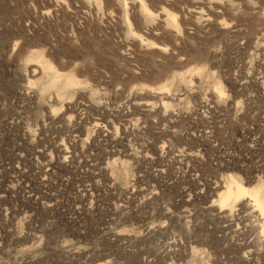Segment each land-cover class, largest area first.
Listing matches in <instances>:
<instances>
[{
    "label": "rangeland",
    "instance_id": "1",
    "mask_svg": "<svg viewBox=\"0 0 264 264\" xmlns=\"http://www.w3.org/2000/svg\"><path fill=\"white\" fill-rule=\"evenodd\" d=\"M57 1L0 0V264H120L122 239L182 235L170 218L200 222L192 242L216 229L209 264H240L245 233L201 222L264 182V0L202 17L194 0H151L149 17Z\"/></svg>",
    "mask_w": 264,
    "mask_h": 264
},
{
    "label": "bare ground",
    "instance_id": "2",
    "mask_svg": "<svg viewBox=\"0 0 264 264\" xmlns=\"http://www.w3.org/2000/svg\"><path fill=\"white\" fill-rule=\"evenodd\" d=\"M81 1L82 6L89 10L93 8L92 4L95 2V0ZM116 1H119L120 3L124 2L125 6L128 5L127 7H130L133 10L138 9L143 15L149 17V14L146 13V4L151 0ZM162 3H168V0H162ZM192 3L198 10L193 13L200 17H202V13L199 10H201L203 6L209 7L210 10L213 8L212 3L209 0H194ZM64 5V2L59 0L56 2L55 7L62 8ZM41 15L42 17L48 18L50 12H43ZM204 21L209 22L208 19H204ZM42 68L47 73V75H45L46 84L54 86V81L57 78L55 68L45 60L42 62ZM30 72L32 76L38 74L37 69H33ZM69 81L70 80H68V82ZM69 84L71 85L72 82H69ZM151 93L153 95H162L161 93ZM219 97L221 98V96ZM95 128L98 130V126H95ZM26 136L31 143L36 141L35 134L28 132ZM48 170L50 171L51 169ZM48 170L43 172L44 176L48 175ZM39 172H41V170ZM242 191L247 195H250L251 199L249 200V198L246 197H239ZM219 203L220 209L215 210L212 214H209L207 211L204 219L205 221L201 222V224L215 226L216 223L222 225L221 227L219 226L218 229L220 228L221 233L224 234L226 230L229 231L232 228H235V233H237V235L245 233V238L232 246L231 254L237 257L240 264H259L258 261L260 260L256 257L264 256V182L257 183L250 189L239 190L236 192L228 190L223 196H221ZM185 212L186 211H184V213ZM168 221L178 225L180 229L176 230V232L182 231V235L179 233L175 235L172 232L169 233L168 230H163L165 232L161 231L163 233H159L164 239L162 242H159L154 247L147 248L145 252L140 250L139 253L132 249V245L136 243L134 239H122L119 242L117 250V255H119V258H122L121 261H123L120 264H200L199 262L204 258L207 259L206 264H209V258H207L209 255L208 249L204 247L209 246L211 240H219V237L216 236V229L213 232L208 228L203 230L205 235L202 241L204 243L197 241L192 242L193 237L196 238L195 232L199 229L198 225L200 224V222L196 221V218H189L187 220L177 218L173 220V218H170ZM249 221L253 224V227L262 230V232L258 234L253 231L249 232ZM193 232L195 233L194 235H192ZM194 243L197 246L203 247L197 248V246H193ZM263 262L261 264H264ZM104 264H116V262L108 260L107 258V261H105Z\"/></svg>",
    "mask_w": 264,
    "mask_h": 264
}]
</instances>
